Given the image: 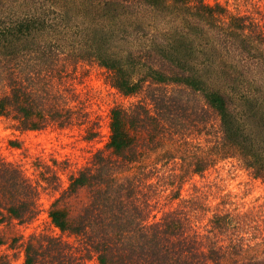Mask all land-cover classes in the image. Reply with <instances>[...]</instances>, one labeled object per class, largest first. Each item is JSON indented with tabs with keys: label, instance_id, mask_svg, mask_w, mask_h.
Listing matches in <instances>:
<instances>
[{
	"label": "trees",
	"instance_id": "trees-1",
	"mask_svg": "<svg viewBox=\"0 0 264 264\" xmlns=\"http://www.w3.org/2000/svg\"><path fill=\"white\" fill-rule=\"evenodd\" d=\"M99 1L96 7L112 6L118 13H123L124 6L130 9L136 2L143 3L167 14L183 15V25L169 27L162 39L145 38L138 49H149L145 55L152 57L142 64V55H135V47L125 56H113L108 52L115 51L104 50L106 29L95 22L101 15L100 7L90 18L87 13L92 12L79 10V17L84 16L87 23L71 25L80 29V34L85 33L87 39H82V46H60L55 39L68 32L66 9L74 3L83 9L88 1L0 0V15L9 20L13 17V25L0 30V79L6 87L0 96V116L15 120L20 130L44 128L47 113L50 118H62L61 126L73 124L77 113L74 106L48 104L49 90L36 84L43 72L55 73L62 60H66L63 65L100 60L109 71L112 86L124 97L137 98L110 108L109 139L92 163L70 174L66 188L62 189L61 183L53 185L61 193L52 202L49 217L75 242L48 232H34L27 240L16 234L7 237L0 227V246L21 248L23 264H86L92 256L99 264H264L260 248L253 256L240 258L242 244L233 236H225L238 217L248 215L215 213L211 217V238L188 234L191 224L178 210L148 223L143 194L152 185L137 175H124L121 169L126 163L136 162L146 146L158 149L160 139L163 143L177 142L178 133L197 131L204 138L189 142L193 152L189 151L187 157L185 153L177 156L168 144L160 158L168 161L179 157L185 173L190 170L200 174L221 159L238 157L254 177L264 182V97L254 90L257 72L252 68L259 64L256 82L264 86V23L247 13L232 12L219 1ZM182 9L192 11L189 16L195 20L187 18ZM63 21L66 25L61 26ZM38 35L46 38L45 42ZM196 50L209 63L186 74L180 53L192 55ZM62 54L66 57L61 58ZM252 57L257 59L254 64ZM141 71H145L142 76ZM50 178L45 176L52 183ZM44 187L47 189L14 163L0 159V226L5 223L9 229L32 222L40 212ZM0 264H13L9 252L0 251Z\"/></svg>",
	"mask_w": 264,
	"mask_h": 264
},
{
	"label": "rangeland",
	"instance_id": "rangeland-1",
	"mask_svg": "<svg viewBox=\"0 0 264 264\" xmlns=\"http://www.w3.org/2000/svg\"><path fill=\"white\" fill-rule=\"evenodd\" d=\"M77 1H82V3L88 1L87 7L84 6L83 9H80L76 6L78 3H74L73 6L66 9L69 14L66 24L69 26L65 24V21L61 26L65 24L68 32L64 36L59 34V37H56L58 39H55L58 43L61 42V47L76 49V46H82L85 43L87 39H84L85 33L81 32L80 34V29L71 25L77 21L81 24L87 23L86 20V23L83 22L82 17L84 16L79 17L81 15L79 10H84L86 13L92 12L87 13L90 18L94 15V10L97 12L100 7H96V4H100L99 0ZM206 1L210 3L219 1L228 6L232 12L247 13L252 18L264 23V0ZM100 8H102L99 9L101 15L95 22H100V26L104 30L106 29L104 42L102 41L105 46L104 50L115 51V53L107 51L113 56L120 54L125 56L135 47L134 51L137 52L135 55H142L140 59L142 64L152 57V55H145L150 51L149 49L145 47L138 49L141 44L143 46L144 39L147 40L150 37L162 39L163 33L171 26H180L184 17L180 14H167L165 10L154 9L139 2L134 3L130 9L124 6L121 9L123 13H118L112 6L102 5ZM182 12L188 15L187 18H190L191 21L195 20V17L189 16L193 14L192 11L182 9ZM74 14H76L75 19H73ZM0 19L5 20L2 22L0 20V30L13 25V17L9 20L8 17L0 15ZM71 19L72 21H70ZM187 25L188 23H185L184 26ZM189 30L193 32L191 28ZM82 39L85 41L83 42ZM34 40H37V37ZM39 40L45 42L46 38L44 40L39 36ZM206 43L210 48L211 40L209 38ZM180 56L186 74H192L195 69L201 70L209 63V59L207 60L205 55L197 50L192 55L187 52L180 53ZM65 57L64 54L61 55V58ZM231 60H234L232 52ZM256 60L252 57L250 61L254 64L257 62ZM65 61L62 60V63L56 66L59 69H56L55 73L51 71L52 73L49 75L48 72H43L44 75L39 79L41 81L36 79V84L49 90L48 104L57 102L64 108L74 106L77 113L74 114L76 117H73V124L61 126L62 118H50L51 115L47 113V125L44 128L20 130L15 120L0 116V159L14 163L29 178L40 180L47 187V189L45 187L41 189L39 198L41 209L32 222L16 224L9 229L5 223L0 226L7 237L16 234L27 240L34 232H48L75 242L76 239L73 236L62 233L56 228L49 217L50 206L61 193V190L53 188V185L55 187V184L61 183L60 187L66 188L69 184L70 174L78 172L90 162L92 163L96 153L105 148L110 135V108L118 104L127 105L130 101L137 99L136 97H124L112 86L109 71L101 64L100 60L89 59L77 65L66 62L63 65ZM252 68L257 72V81L259 80V64ZM58 70H61L63 74L62 72L56 73ZM144 73L145 71H141L140 76ZM256 81L253 80L254 87L257 85L254 90L257 95L262 94L264 97V86L259 85V81ZM259 88H261L260 91ZM5 90L4 81L0 79V96ZM200 134L197 131H189L184 134L180 132L177 134V142L172 140L173 142L163 143L160 139L158 149L153 148L154 145L146 146L139 153L136 162L126 163L121 167L124 169V175H137V178L143 179L145 184L152 185L151 188L148 187L147 193L143 194L149 210L147 222L159 221L167 213L178 210L181 212L182 218L191 224L187 229L188 234L191 236L206 235L211 238V217L215 213L231 212L240 216L245 214L248 216L238 217L235 227H231L225 236H233L242 244L240 258L253 256L260 251L261 256L264 257V182L254 177L240 158L221 159L212 168L200 174H193L190 170L185 173V164L179 157L168 161L160 158L166 147H170L168 144L175 148L177 156L185 153L187 157L191 151L189 142L193 143V140L204 138ZM51 168L57 170L58 173ZM53 175L59 176L55 178ZM45 176H52V179L50 178L52 183L47 182ZM253 226H256V229H253ZM0 251L9 252L13 264H23L24 254L21 248L12 250L4 245L0 246ZM86 264L99 263L96 257L92 256Z\"/></svg>",
	"mask_w": 264,
	"mask_h": 264
}]
</instances>
